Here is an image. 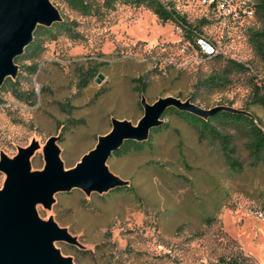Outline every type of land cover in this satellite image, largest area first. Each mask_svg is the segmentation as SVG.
<instances>
[{
	"label": "rangeland",
	"instance_id": "374dc122",
	"mask_svg": "<svg viewBox=\"0 0 264 264\" xmlns=\"http://www.w3.org/2000/svg\"><path fill=\"white\" fill-rule=\"evenodd\" d=\"M163 1L198 26L221 56L202 55L177 23H162L142 6L117 3L94 17L56 1L58 12L77 22L81 38L45 41L36 71L21 70L19 87L34 90L32 104L0 91V155L13 159L18 149L34 144L28 172H39L45 142L54 136L58 159L68 170L109 131L112 118L135 126L143 112L141 97L148 105L160 97L184 99L199 77L219 72L226 58L246 63L258 80L264 79V58L250 41L253 30H264L258 18L227 35L203 15V8ZM93 70L78 88V77ZM143 74L148 84L138 94L131 78ZM245 77L234 73L227 85L201 91L199 107L246 108L264 129V107L250 103ZM68 119L77 124L60 132ZM163 120L167 128L153 134L149 147L105 161L131 191L85 194L71 188L54 193L48 207L34 204L39 220L52 219L89 253L65 241H55L54 247L62 257L80 262L74 264H264V166L231 172L218 148L199 141L185 121L175 115ZM240 155L246 158L242 146ZM5 178L0 171V190Z\"/></svg>",
	"mask_w": 264,
	"mask_h": 264
},
{
	"label": "water",
	"instance_id": "95a60500",
	"mask_svg": "<svg viewBox=\"0 0 264 264\" xmlns=\"http://www.w3.org/2000/svg\"><path fill=\"white\" fill-rule=\"evenodd\" d=\"M59 19L49 0H0V84L5 77L16 74L12 60L30 41L35 25L47 26ZM139 104L143 112L135 126L112 118L109 131L99 135L94 147L71 169L63 170L54 136L45 142L44 166L39 172H28L34 144L18 149L13 159L0 155V171L6 176L0 190V264H74L69 256H61L54 242L75 244V239L52 219L39 220L34 204L48 207L54 193L71 188L88 194L126 184L107 170L106 159L123 140L145 139L149 130L161 122L160 115L168 106L203 117L219 108L203 109L174 96L160 97L152 105L141 97Z\"/></svg>",
	"mask_w": 264,
	"mask_h": 264
},
{
	"label": "trees",
	"instance_id": "16d2710c",
	"mask_svg": "<svg viewBox=\"0 0 264 264\" xmlns=\"http://www.w3.org/2000/svg\"><path fill=\"white\" fill-rule=\"evenodd\" d=\"M56 1L63 3L68 9L78 15L94 17H101L117 3L142 6L155 14L160 22L174 21L177 25H180L183 31V38L187 41L193 42L197 35H202L198 26L196 27L188 23L184 16L176 11L173 5L163 0H51V4L54 5ZM254 2V18L256 17L264 23V0H254ZM54 7L60 19L47 26L41 24L35 25L30 41L12 60L20 72L16 70V74L13 77H5L0 84V91L10 92L15 99L24 103L32 104L35 100V92L32 88L27 90L20 89L19 77L21 70L28 74H33L36 71L37 65L35 59L43 50L44 42L54 40L57 36H64L70 40L81 38V34L77 30V22L72 18L62 16L55 5ZM250 41L255 52L264 58V30H253L250 35ZM216 55L221 56L220 54ZM25 61H28V63H24ZM250 70V66L246 63L226 58L219 72L199 77L194 83V91L181 100L187 99L191 103L200 106L198 95L201 91H212L213 89L227 85L231 81V75L236 73L247 76L245 78L249 82L250 103L264 107V79L258 80L257 74L251 73ZM84 72L82 77H78V88H82L92 78L93 74L96 73L94 70ZM147 84L148 77L145 74L131 78L132 89L138 94L143 93ZM175 97L180 98V95ZM216 107L219 108L203 117L188 110L168 106L160 115L159 120L161 122L149 130L145 139H125L111 152L109 157L140 152L144 148L149 147L152 143L153 134L167 128L168 124L163 119L168 115H175L185 121L195 131L199 141H206L218 148L229 171L235 173L240 172L245 166H264V129L260 125L256 115L249 112L246 108L233 109L231 106L222 104ZM210 108L208 107V109ZM74 122L76 125L77 121H72L71 119H68L65 125L61 123L60 132H62L64 127L66 128ZM241 146L246 151V158L244 159L240 155ZM130 188L129 184H123L110 188L105 192L118 190L131 191ZM71 248L80 253H89L87 249L79 248L75 244H71ZM74 263L80 262L74 261ZM225 263L234 264L230 260Z\"/></svg>",
	"mask_w": 264,
	"mask_h": 264
},
{
	"label": "built area",
	"instance_id": "2783aa9c",
	"mask_svg": "<svg viewBox=\"0 0 264 264\" xmlns=\"http://www.w3.org/2000/svg\"><path fill=\"white\" fill-rule=\"evenodd\" d=\"M194 7L203 8V15L212 24L217 25L222 33L230 35L254 19V0H184ZM179 33H183L177 25ZM192 46L202 55L211 57L220 54V48L206 36L197 35Z\"/></svg>",
	"mask_w": 264,
	"mask_h": 264
}]
</instances>
